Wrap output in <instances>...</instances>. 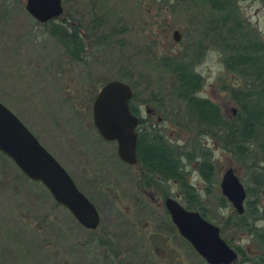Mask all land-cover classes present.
<instances>
[{"label": "rangeland", "instance_id": "rangeland-1", "mask_svg": "<svg viewBox=\"0 0 264 264\" xmlns=\"http://www.w3.org/2000/svg\"><path fill=\"white\" fill-rule=\"evenodd\" d=\"M25 3L0 0V103L72 177L101 222L93 232L81 228L39 183L25 179L0 154V264H205L165 211L166 197L183 202L177 184L146 189L139 166L120 162L116 143L104 142L94 128L93 100L102 86L117 80L129 83L132 105L151 130L179 150L210 152L211 183L202 181L199 159L184 161L187 182L199 195L207 221L241 254L238 263L258 258L264 164L253 155L256 145L250 144L252 154L245 163L223 149L217 136H196L195 126L181 119L185 108L173 97V77L162 66L165 60H194L202 80L198 96L218 106L225 119L236 118V76L224 72L214 40L215 13L201 0H62L64 12L55 21L63 29L58 35L79 30L84 38V61L79 62L54 34V24H37ZM96 20L103 25L91 38ZM228 168L251 190L249 200L257 202L249 231L234 226L236 212L219 200L220 179ZM253 175L262 176L261 186L254 184Z\"/></svg>", "mask_w": 264, "mask_h": 264}, {"label": "water", "instance_id": "water-1", "mask_svg": "<svg viewBox=\"0 0 264 264\" xmlns=\"http://www.w3.org/2000/svg\"><path fill=\"white\" fill-rule=\"evenodd\" d=\"M24 9L39 25L60 19L64 12L62 0H26ZM179 39V34L174 32L173 41L178 43ZM98 91L91 111L96 132L104 142L116 143V154L120 162L128 166L136 165L135 130L139 121L129 110L132 89L117 80L107 82ZM0 154L16 167L25 179L39 183L54 203L65 209L81 228L90 232L97 230L101 218L92 201L77 188L72 177L40 145L36 136H33L18 117L2 103ZM220 181L221 196L238 216L243 215L246 190L234 169H226ZM163 205L177 234L206 264H231L237 259L235 250L221 238L219 228L208 223L199 213L186 210L182 204L170 197L165 198Z\"/></svg>", "mask_w": 264, "mask_h": 264}, {"label": "trees", "instance_id": "trees-1", "mask_svg": "<svg viewBox=\"0 0 264 264\" xmlns=\"http://www.w3.org/2000/svg\"><path fill=\"white\" fill-rule=\"evenodd\" d=\"M55 21L52 20L50 25L51 23L54 24V34L59 39H63L64 49L72 59L83 62L81 54L84 51L82 46L84 38L80 37L79 30L72 28L69 32L65 29L67 35L61 38L58 33L63 29L61 30L59 26H56ZM92 24H95V26L92 30L94 33L91 34V38H95L97 30H100L103 24L100 20L93 21ZM108 37V40H110L111 37ZM86 38L91 41L90 28L87 29ZM78 40L81 42L80 51L78 49ZM233 53L232 56L234 55ZM231 59L233 61L235 57ZM236 59L235 61L243 62L241 65L250 67L253 73L250 72V75L245 74L244 76H247L252 83L258 84V86L243 91H232L234 103L238 105L239 111L236 118L231 120L225 119L221 115L218 106L198 96L202 87V80L195 72L194 60H165L162 62V66L167 68L173 77L171 83L173 97L183 103L185 108L181 119H185L188 123L195 126V129H197H194L196 136L198 135L201 138H204L205 135L210 137L217 136L223 149L237 159H242L245 163L249 161V157L252 154L250 152V144H255L256 148L253 155L258 158V164H264V62L259 57L251 59L250 57L243 58L238 56ZM246 59H248V62H244ZM119 81L129 85L125 80ZM129 110H131V102ZM131 113L136 115L135 111L131 110ZM137 131L136 161L144 175L143 186L146 189H154L159 188L163 183H176L178 192L183 196V207L186 210L199 213L207 221V213L204 212V205L200 202L199 195L194 191L193 186L187 182L184 161L189 162L190 160L199 159L200 163L197 171L202 181L209 185L214 174L210 152L206 150H192V152L179 150L166 141L164 136L158 131L151 130L149 126H142ZM252 164L251 162L250 166ZM251 179L257 186H261L263 183L262 176L253 175ZM249 198H251V190H246L245 213L241 216L236 213V221H234V226L241 231L252 229V222L248 221L251 218L255 219L258 214L256 200L251 201ZM219 200L228 206L223 197H220ZM260 220H264V213H262ZM258 243L261 245L259 248L262 254L253 260V264H264V240L258 237Z\"/></svg>", "mask_w": 264, "mask_h": 264}, {"label": "flooded vegetation", "instance_id": "flooded-vegetation-1", "mask_svg": "<svg viewBox=\"0 0 264 264\" xmlns=\"http://www.w3.org/2000/svg\"><path fill=\"white\" fill-rule=\"evenodd\" d=\"M201 1L207 5L209 11L211 10L215 13V19L213 20V28L215 30L214 40L220 46L222 53L221 63L223 64L224 72L236 76L235 80H233L234 83L232 89L243 91L245 89L258 86V84L252 83L247 76H244L245 74L250 75V72L253 73V71L250 70V67L243 66L241 65L243 62L235 60H237L236 57L238 56H242L243 58L250 57L251 59L259 57L260 60L264 62V0ZM205 29L206 27L204 30ZM230 51H233L234 53ZM232 53L234 54L233 56ZM234 57L235 60L231 61V58ZM244 62H248V59L244 60ZM130 102L131 110L135 111L136 113V115H133L139 121L135 130V132H138L137 129L141 128L142 126L148 127V125L147 122L142 121V119L139 118L137 110H135L132 105V100ZM136 166H138L137 161ZM173 228L175 227L173 226ZM257 232V237H260L262 240H264V232H261L258 229ZM219 234H221V231ZM221 238L223 239L222 234ZM228 246L231 249L233 248L238 255L237 259L231 264H244L242 261V263H238V259L241 254H239L237 249L231 247L229 244ZM251 264H253V262Z\"/></svg>", "mask_w": 264, "mask_h": 264}]
</instances>
